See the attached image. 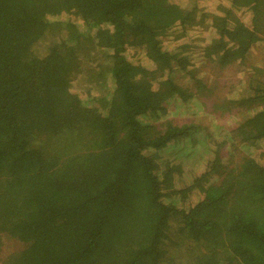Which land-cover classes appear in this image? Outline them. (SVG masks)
<instances>
[{"label": "trees", "instance_id": "16d2710c", "mask_svg": "<svg viewBox=\"0 0 264 264\" xmlns=\"http://www.w3.org/2000/svg\"><path fill=\"white\" fill-rule=\"evenodd\" d=\"M225 1L0 0V264H264V82L240 101L197 76L244 67L264 0ZM202 90L248 106L232 135L167 119Z\"/></svg>", "mask_w": 264, "mask_h": 264}, {"label": "rangeland", "instance_id": "374dc122", "mask_svg": "<svg viewBox=\"0 0 264 264\" xmlns=\"http://www.w3.org/2000/svg\"><path fill=\"white\" fill-rule=\"evenodd\" d=\"M199 2L200 5H203L207 11H213L216 5L220 3L226 5L225 0H199ZM187 3H193V0H187ZM77 24L79 30L85 31V28L79 20ZM54 35L47 33L44 39L36 45L35 52L40 55L44 54L45 49L50 45V42L55 38L62 36L61 33ZM188 37L193 45H206L210 41L211 30L201 31L199 29H194L188 33ZM170 41L171 43L169 42L167 46L170 50H172L174 47L172 46V40ZM126 57L132 62L149 66L142 57L141 53L138 54L133 50H128ZM89 65L94 67L93 63H89ZM244 67L245 69L241 70ZM244 67L241 65V67L237 66V69L234 70H224L207 65L203 66L201 70L198 71L197 76L203 80V84H205L207 88L212 87L210 90L214 91V95L221 94L229 100L234 99L233 97L237 96L240 98V101H242V99L249 95L247 88L248 86L251 88L249 83L250 80L257 79L260 82H264V44L254 46L250 50L244 61ZM97 71L98 69L94 70L95 74ZM89 74L90 73H88V70H83L75 82V87L80 90L91 89L92 95L103 94L106 91L104 87L99 85L93 87V85L90 86L87 84V77ZM104 84L106 87L109 86L108 82ZM227 84L228 86L233 84L232 86L236 88V96L233 95L234 90H232L231 87H228ZM221 86H224L225 89L220 93ZM188 87H190V84H188ZM203 91L204 90L201 91L197 98L191 99L186 103H181L178 100L174 101V99H172L167 105V119L178 126L183 124H193L205 127L207 129H215L216 139H224L226 135H232V132L244 121V118L248 115V110H246L248 109V106L243 104L244 106H242V108H238L230 113H227L223 109L219 110L221 106L220 103L214 101L212 96H205ZM224 148L229 149V145H225ZM169 238L170 242L172 243L176 240V238L173 236H169ZM16 244L17 243L14 241L3 240L1 249L3 252L10 251L14 249ZM184 248L186 249L188 246H184ZM186 258L188 257H181V255H177L173 257V264H187Z\"/></svg>", "mask_w": 264, "mask_h": 264}]
</instances>
